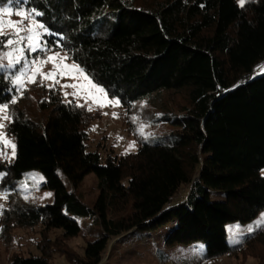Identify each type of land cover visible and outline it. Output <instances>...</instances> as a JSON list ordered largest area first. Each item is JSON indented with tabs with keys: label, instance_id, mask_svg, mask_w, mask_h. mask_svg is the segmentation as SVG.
I'll use <instances>...</instances> for the list:
<instances>
[{
	"label": "trees",
	"instance_id": "trees-1",
	"mask_svg": "<svg viewBox=\"0 0 264 264\" xmlns=\"http://www.w3.org/2000/svg\"><path fill=\"white\" fill-rule=\"evenodd\" d=\"M0 7L42 13L35 19L52 33L42 41L118 99L138 143L121 155L90 151L96 111L39 77L18 92L0 69L5 130L16 145L12 161L0 159L7 195L0 240L11 245L17 230L39 235L38 254L14 252L10 264H53L55 254L71 264H121L122 247L154 233L169 249L195 246L180 264L225 256L264 264V226L235 244L227 231L264 210V74L249 79L264 64V0L243 8L239 0H0ZM33 170L54 191L53 204L20 190ZM91 173L99 194L86 201L79 187ZM213 191L226 199L213 200ZM86 222L92 228L82 235ZM81 235L78 253L68 243Z\"/></svg>",
	"mask_w": 264,
	"mask_h": 264
},
{
	"label": "rangeland",
	"instance_id": "rangeland-1",
	"mask_svg": "<svg viewBox=\"0 0 264 264\" xmlns=\"http://www.w3.org/2000/svg\"><path fill=\"white\" fill-rule=\"evenodd\" d=\"M17 9H13L15 12ZM26 11V10H25ZM5 20L11 19L13 21H18L21 17L12 15L11 17L5 16ZM31 21H25V25L30 26ZM39 31V30H38ZM21 35L27 36L28 33H21ZM42 40V37H41ZM20 47L25 48V54L29 57V59L36 58L33 53L27 51V44H22ZM14 51L13 49L5 48V50L1 53L3 55L5 52ZM18 54V53H14ZM62 56H66L64 53H60ZM3 63H7V61H3ZM65 63L73 64L68 59ZM19 67V66H17ZM264 64L259 66L255 71L250 75L249 79H254L258 76L264 74ZM53 69V65L51 63L46 64L43 67L44 72L51 71ZM49 87L52 83L48 80H43ZM59 84L55 85L60 89L67 100H75L78 104H84L91 107L94 111L98 113L97 118L92 122L91 129L89 130V141L87 142L88 149L90 151H100L101 153H114L117 155H121L128 152L136 151L138 148V143L129 132L127 127L126 113L122 109L120 102L119 106H106L99 107L92 102V100H85L84 96L76 97L72 95L76 91V89L72 87H62V85H73L77 84L78 81L69 77L59 78ZM30 83L25 79L22 87H16L18 92H21L25 89ZM65 93H68L66 96ZM108 96V95H107ZM109 99L118 100L117 98ZM8 114V112H7ZM115 114V116H114ZM5 125L10 122L9 120L2 121ZM6 133L5 128L2 130ZM7 138L15 143L13 137L9 136L7 133ZM134 143V147H132ZM16 149V148H15ZM2 152H6L9 157H12V149L10 147H5L2 144L0 149ZM4 159V158H0ZM14 157L8 161H12ZM262 174L264 176V168L262 169ZM63 181L66 184V187L69 191L74 189L73 185L70 183L68 178L62 174ZM45 178L43 174L38 170H33L29 172L24 177V182L20 185V190L25 193L28 200L40 203V204H53L55 201V193L53 190L44 187ZM79 192L84 196L86 201L96 200L99 194L97 189V176L93 173L88 174L83 179L82 184L79 187ZM6 197V198H5ZM213 200H224L226 199V194L222 191L216 192L213 191L211 194ZM7 195L2 192L0 189V210L6 205ZM264 216V210L261 211L256 218L249 222H232L227 225L228 231V242L230 244H235L238 242L243 235L249 233L248 229L253 228L256 230L260 227H255L256 222ZM40 228V227H38ZM92 228V224L86 222L84 226L83 234H86L87 229ZM79 236L75 239H72L68 244L75 251L81 253L83 251V247L86 245L85 238L83 236ZM39 235L35 232H28L25 230H17L13 236V240L11 245L6 246L0 240V264H10V256L14 252H18L24 255L29 254H38V250L36 247V241L38 240ZM129 239L128 237L125 238ZM194 245H178L172 249H169L164 244L163 235L160 233L150 234L143 239V241H135L133 244H129L127 246L122 247L119 250V261L121 264H180L178 263L179 257L183 254L190 253L193 250ZM204 249V247H203ZM200 251V250H199ZM166 253V260L163 261L162 255ZM194 255V254H193ZM185 256V255H183ZM192 256V255H191ZM188 258V257H187ZM181 261V260H180ZM53 264H71L65 257L61 254H55L53 259ZM200 264H257V261L254 258H233V257H221L219 259L213 261H207Z\"/></svg>",
	"mask_w": 264,
	"mask_h": 264
},
{
	"label": "snow or ice",
	"instance_id": "snow-or-ice-1",
	"mask_svg": "<svg viewBox=\"0 0 264 264\" xmlns=\"http://www.w3.org/2000/svg\"><path fill=\"white\" fill-rule=\"evenodd\" d=\"M239 6L243 8L245 6V0H239ZM16 15L21 17L18 21L11 19L5 20L4 17H11ZM42 15L37 12L35 8L25 11L24 9H17L13 12L11 7H0V47L13 49L14 51L5 52L0 55V69L6 72V79L15 86L22 87L27 79L29 83H37V77L41 80H48L52 83L49 87H54L59 84V78L69 77L78 81L77 84L73 85H62V87H72L76 89L72 95L76 97L84 96L85 100H92L94 104L99 107L106 106H119L118 100L109 99L107 92L95 84L92 79L84 72V70L75 63L68 64L65 61L68 59L67 56L60 55L59 52L53 51L48 46L46 41H42L43 35H52L48 28L35 19V17ZM25 21H31L30 26L25 25ZM39 30V31H38ZM28 33L27 36L21 35V33ZM27 44V51L30 53H43V58L37 57L29 59L25 54V48L20 47L22 44ZM18 53V54H14ZM48 53H51L50 55ZM7 61V63H3ZM51 63L53 69L48 72L43 71V67L46 64ZM19 66V67H17ZM264 70V68H262ZM67 96L68 93H65ZM17 100L14 98L10 103H16ZM83 107V105H80ZM9 109V103H0V143L5 147L12 149V157L15 156L16 145L7 138V135L2 130L6 125L2 122L9 120L7 112ZM89 111L93 109L89 107ZM115 116V114H114ZM136 118H133L135 122ZM143 126H141V129ZM134 147V143L132 145ZM6 152L0 151V158L11 159ZM3 173H0V179L3 178ZM6 198V197H5ZM264 226V216L256 222L255 227ZM249 232L253 231V228L248 229Z\"/></svg>",
	"mask_w": 264,
	"mask_h": 264
}]
</instances>
